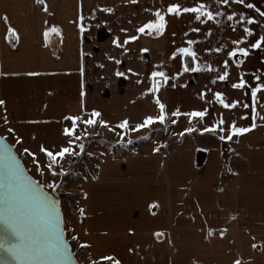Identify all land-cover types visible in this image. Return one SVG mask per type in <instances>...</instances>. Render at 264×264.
Listing matches in <instances>:
<instances>
[{
  "label": "crops",
  "instance_id": "crops-1",
  "mask_svg": "<svg viewBox=\"0 0 264 264\" xmlns=\"http://www.w3.org/2000/svg\"><path fill=\"white\" fill-rule=\"evenodd\" d=\"M197 3L220 15L198 20L192 12H167L170 4ZM256 9L264 12V0H0V117L35 136L58 133L69 141L63 130L72 121L65 117L92 126L84 121L95 110L97 128L108 135L125 120L134 130L159 116V99L167 118L186 127L179 134L192 133L189 147L164 156L148 144L107 157L98 176L82 182L83 217L72 227L79 264H264V88L255 100L251 94L264 85V40L251 47L264 37V16ZM157 10L167 21L162 34L137 32ZM52 28L58 33L45 41ZM131 36L137 38L125 43ZM182 47L195 57L177 52ZM240 47L247 55H228ZM240 79L244 87L233 88ZM154 81L158 90L150 92ZM217 92L238 103L225 108ZM205 110L203 118L185 115ZM233 124L250 130L232 133Z\"/></svg>",
  "mask_w": 264,
  "mask_h": 264
},
{
  "label": "snow or ice",
  "instance_id": "snow-or-ice-1",
  "mask_svg": "<svg viewBox=\"0 0 264 264\" xmlns=\"http://www.w3.org/2000/svg\"><path fill=\"white\" fill-rule=\"evenodd\" d=\"M43 0H37V3H42ZM127 2V0H126ZM132 3H135L136 0H131ZM218 3L222 2L224 4H228L229 0H217ZM235 2L244 4L245 0H235ZM247 7L254 8L255 5L248 4ZM47 9H45L46 11ZM104 11L111 12L112 8H105ZM257 12H260L259 9H256ZM168 13H174L179 15L181 12H192L196 14V19H200L201 16H206L207 19H213L214 15H220V13H213L211 11H207L205 9V5L201 3H197L194 7L184 8L179 4H170L167 8ZM236 13H232L228 16L229 20H232L233 16ZM260 15L264 16V12H260ZM155 19L149 20L147 23H144L141 27L137 29V32L144 33L147 29L149 33L155 31L157 35L162 34L164 28L166 26L167 21L164 18V15L161 14L159 10L155 13ZM7 18L5 17V20ZM82 19V17H81ZM241 20L244 19L243 15L240 17ZM249 23H252L251 18L248 20ZM9 33L17 36V40L19 39L18 35L15 33V30L12 28L8 29ZM58 33V29H45L43 36L45 41L48 40L49 32ZM198 31V29H197ZM245 33L251 34L250 29H245ZM136 36L128 37L125 40V43L128 40H135ZM264 40V37L256 40L255 43L251 44L252 48H256L260 46L261 41ZM115 43V41H114ZM189 44H192V41H188ZM241 43L240 40L233 41V44ZM15 46V45H13ZM177 52L182 54H188L192 57H195V53L188 47H182L177 49ZM236 52L247 55V50L243 47L236 48L233 52H229L228 55L232 56ZM173 56H176V52L172 53ZM227 65V61H225ZM189 70L185 68V71ZM194 70V69H193ZM3 74V73H0ZM31 75H36V73H31ZM153 77H161L163 79H167L163 72H153L151 74ZM228 73L225 70L223 75H220L218 78L220 80H224L227 77ZM245 80L240 79V81L236 84H233V88H242L245 85ZM261 88H264V85H256V87L252 88L251 94L253 99L255 100L256 93ZM158 90V84L156 81L153 82L151 88L148 89L150 92H155ZM223 94L220 92L215 93L216 100L222 104L225 108H232L238 103L237 101H233L231 104L226 103L222 98ZM5 102L0 100V105H3ZM156 103L160 109V115L153 117L147 116L144 119L143 124H137L136 128L139 129L141 127H145L148 124H151L155 120H159L163 123L164 120V105L156 100ZM247 107V105H244ZM92 118L84 121L86 124L96 123L95 117L100 115L99 112L95 110L92 112ZM173 115H180L179 111L173 113ZM185 115L191 117H200L203 118L206 115L205 111H192L186 113ZM65 119H70L72 121V127L64 128V134L68 137L74 136V130L77 127L76 122L80 119L77 116L65 117ZM175 122V121H173ZM99 123L105 124L106 122L100 120ZM220 123H223L221 120ZM120 127H126L127 121L121 122ZM256 125L253 124L250 126L254 128ZM214 130V129H205V131ZM222 130V129H221ZM250 128L247 127H236L235 124L231 126V132L235 134H241L248 132ZM11 131V130H10ZM187 131H191V129H187ZM227 138H231L229 135ZM78 139V138H77ZM221 139H225V137H221ZM69 147H61L59 151L53 152L46 148H41V151L44 152L49 158L48 168L53 171L55 175V171L53 165L57 162V157L63 159L64 155L72 154L75 155L70 145L74 143L73 139H69L68 141ZM80 148H83V145H80ZM28 149H25L27 152ZM0 169L3 170V187L5 188V197L0 203H3L6 206V212L3 216V220L10 227L9 238L15 241V244L8 246V253L21 262L26 261H43L46 259H50L54 257L62 247V241L60 239L59 232L56 230V225L58 224V216L56 215L58 201L52 199L49 196H46L44 192L41 190V186L37 185L34 181L30 180L22 171H20L18 164L12 157L5 158L2 162H0ZM60 175H63V169H61ZM52 189H55L57 185L53 183L50 185ZM82 212V210H81ZM157 236H160L161 233H156ZM223 232H221V236ZM0 247H4V245L0 244ZM255 247V245H253ZM102 259L111 260V257H102ZM114 264H119V261H115ZM233 264H241L239 260H235Z\"/></svg>",
  "mask_w": 264,
  "mask_h": 264
},
{
  "label": "rangeland",
  "instance_id": "rangeland-1",
  "mask_svg": "<svg viewBox=\"0 0 264 264\" xmlns=\"http://www.w3.org/2000/svg\"><path fill=\"white\" fill-rule=\"evenodd\" d=\"M95 120L96 123H93L92 126L79 125L75 128L72 138L77 142L70 145L75 155L66 153L63 159L57 157V162L53 165L56 173L54 175L53 171L48 168L49 158L41 151V148L52 150L53 147V152H56L61 147H69L68 140L61 139L58 133L35 136V132L30 131L28 126L16 125L6 116L0 117V135L13 147L24 163L27 172L48 193L60 200L65 233L76 259L79 254L76 253L77 248L72 227L74 221L83 217L81 210L86 196L82 190V182L97 177L99 165L107 157L113 159L124 158L133 155L143 145H145V150L148 144L150 146L154 144L160 155L164 156L163 153L166 154L175 147H189V137L192 135L191 132L179 134L186 127L183 125H180V128L177 127L178 120L167 118V116L163 123L152 122L145 127L134 130L128 127L115 128L110 130L108 135L100 132L97 128L96 117ZM179 140L181 141L179 142ZM196 144L204 145V142L199 140ZM80 145H83L82 149ZM114 145L119 146V148H115L116 150L120 149L117 152L118 157H113L112 149ZM25 149H28V151L25 152ZM61 169H63V175L59 174ZM53 183L57 185L55 189L50 187ZM102 264L107 263L103 262Z\"/></svg>",
  "mask_w": 264,
  "mask_h": 264
},
{
  "label": "water",
  "instance_id": "water-1",
  "mask_svg": "<svg viewBox=\"0 0 264 264\" xmlns=\"http://www.w3.org/2000/svg\"><path fill=\"white\" fill-rule=\"evenodd\" d=\"M12 157L16 163L20 171H22L30 180L34 181L37 185L41 186V190L44 192L46 196L51 197L52 199L57 200L58 206L56 215L58 216V224L56 225V230L59 232L60 239L62 241V247L59 252L52 258L46 259L43 261H26L21 262L12 257L8 251L7 247L15 244L14 240L9 238L10 227L3 220V216L6 212V206L3 203H0V244L4 245V247H0V264H79L76 257L73 254L72 247L67 239L65 229H64V219L63 212L60 200L48 193L41 184H39L26 170L24 163L19 158L13 147L9 144V142L0 135V162H2L5 158ZM205 154L199 153L197 155V161L199 165H202L205 161ZM3 170L0 169V201H2L5 197V188L3 187Z\"/></svg>",
  "mask_w": 264,
  "mask_h": 264
},
{
  "label": "trees",
  "instance_id": "trees-1",
  "mask_svg": "<svg viewBox=\"0 0 264 264\" xmlns=\"http://www.w3.org/2000/svg\"><path fill=\"white\" fill-rule=\"evenodd\" d=\"M9 40L11 41L10 38H9ZM180 141H181V140H179V142H180ZM115 148H119V146H117V145H114V146H113L112 154H113V157H118V156H117V152L120 151V149H117V150H116Z\"/></svg>",
  "mask_w": 264,
  "mask_h": 264
}]
</instances>
